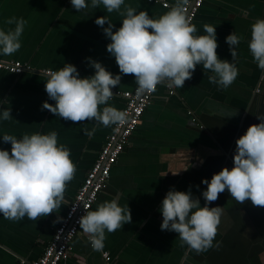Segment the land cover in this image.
<instances>
[{
  "label": "crops",
  "instance_id": "crops-1",
  "mask_svg": "<svg viewBox=\"0 0 264 264\" xmlns=\"http://www.w3.org/2000/svg\"><path fill=\"white\" fill-rule=\"evenodd\" d=\"M167 1L171 6L176 2ZM86 2L89 7L78 12L71 0H0V29L15 28L5 23L10 17L27 21L20 38L21 48L8 56L0 52V61L20 62L25 67L21 74L0 69V110L11 109L13 117L0 119V149L11 151V143L3 142L4 135L19 139L24 134L56 131L58 143L67 146L77 166L75 178L65 193L67 203L57 213L38 221L25 217L18 222L0 214V264H30L43 254L61 222L54 221L64 217L114 129V125H100L90 138L83 130H91L95 121L74 123L42 110L45 101L56 103L45 91L48 79L45 71H58L68 63L77 67L81 78L91 77L95 69L86 59L90 57L114 76L121 74L115 57L107 51L111 40L95 20L106 16L116 31L124 17L115 11L108 13L103 5L92 8L91 0ZM125 6L135 8L137 13L147 11L151 18H159L171 8L144 0H125ZM257 19H264V0H207L200 9L193 23L197 35H206L205 24L216 27L217 54L222 61L233 60L227 36L235 32L240 37L234 60L238 77L223 89L209 82L208 77L214 73L197 65L192 79L186 80L183 88H174L173 93L164 85L158 88L91 209L96 210L101 203L119 195V205H129L131 210V223L114 233L106 232L103 252L110 254L112 264H213L205 257L223 237L225 225L221 223V228L218 227L214 246L197 253L182 243L178 233L161 230L163 217L159 209L169 190L187 192L190 186L203 207L206 203L203 187L207 185L199 172L215 169L220 172L230 160V149L219 141L224 138L219 130L236 128L238 136L247 122L250 126L261 123L258 116H264V72L254 62L248 47ZM136 85L133 75H122L120 85L112 91H132ZM123 103L121 99H113L101 109L111 106L121 110ZM236 112L237 115L230 116ZM245 222L248 225L249 221ZM254 231L261 240L253 248L264 247V223ZM63 264L107 263L102 252L94 251L87 235L81 232L73 240L70 258Z\"/></svg>",
  "mask_w": 264,
  "mask_h": 264
},
{
  "label": "clouds",
  "instance_id": "clouds-1",
  "mask_svg": "<svg viewBox=\"0 0 264 264\" xmlns=\"http://www.w3.org/2000/svg\"><path fill=\"white\" fill-rule=\"evenodd\" d=\"M78 12L87 9L86 0H71ZM190 0H176L170 10L159 18H151L147 11L125 6V0H91V7L100 5L108 13L118 12L123 18L122 26L113 31L115 25L102 16L95 23L103 29L111 42L107 51L115 57L122 75H133L138 96L154 93L158 85L169 89L183 88L185 81L192 79L197 65L214 75L209 82L227 89L238 77L234 63L236 46L240 37L235 32L227 36L232 62L221 60L217 54L216 27L205 24L206 35H197L196 25L186 15ZM124 6L123 11H121ZM15 25L14 29H0V52L8 56L21 48V36L27 21L10 17L5 21ZM108 27H104L105 24ZM258 68L264 72V19H257L252 25L248 45ZM95 69L91 77L81 78L75 65L66 63L58 71H49L45 91L56 103L45 101L42 110L47 109L65 121H95L84 134L90 138L97 127L123 126L127 113L107 105L113 98L112 89L120 85L122 75H113L102 63L86 58ZM0 119H12L11 109L0 110ZM237 115V112L230 116ZM261 123L250 126L236 144L234 166L223 168L214 174L203 191L206 201L202 207L200 199L191 191H168L159 211L162 213V231L178 233L182 243L191 250L201 253L212 248L221 223L222 207H209L219 195L227 190L239 204L251 201L253 206L264 207V116H258ZM3 142L11 143V151L0 149V214L11 221L27 217L38 221L66 204L65 193L68 184L75 178L77 166L71 159L67 146L58 143V133L24 134L22 138L4 135ZM175 175V174H174ZM199 187V186H197ZM119 195L110 202L101 203L96 210H87L78 223L86 234L92 249L103 252L106 232L114 233L132 222L129 205L121 207ZM75 211V208H73ZM58 217L54 223H59Z\"/></svg>",
  "mask_w": 264,
  "mask_h": 264
},
{
  "label": "built area",
  "instance_id": "built-area-1",
  "mask_svg": "<svg viewBox=\"0 0 264 264\" xmlns=\"http://www.w3.org/2000/svg\"><path fill=\"white\" fill-rule=\"evenodd\" d=\"M144 1L161 5L164 8L171 6L167 0ZM205 1L207 0H190L186 15L191 18L192 23H194ZM0 69L14 74H21L25 67L20 62L0 61ZM48 72L45 71V75L48 76ZM160 86H157L154 93L141 96L136 94L137 85L132 91H113L114 95L111 100L121 99L124 101L121 111L127 113L128 119L123 126L119 127V130H116L117 126L114 125L112 134L108 137L107 142L98 154L95 163L87 172L85 180L75 198L69 204L63 220L56 227L51 241L46 246L43 254L30 264H63L70 258L73 240L82 232L78 221L86 214L84 206H87V210H91L94 203L98 200L100 193L110 179L113 166L124 152L133 133L142 123L143 116L147 108L152 104L155 93ZM169 92L173 93L172 89H169ZM73 208H75V211H73ZM87 239L89 241L88 236ZM102 257L107 264H112V259L108 252H102ZM22 263L24 264L25 262Z\"/></svg>",
  "mask_w": 264,
  "mask_h": 264
},
{
  "label": "trees",
  "instance_id": "trees-1",
  "mask_svg": "<svg viewBox=\"0 0 264 264\" xmlns=\"http://www.w3.org/2000/svg\"><path fill=\"white\" fill-rule=\"evenodd\" d=\"M250 123V122H249ZM246 123V126L240 131L237 136V129L227 130L222 128L219 130V134L224 133V138L220 137L219 141L223 143V146L230 149V160L225 167L231 168L234 166V154L237 147V140L243 136L250 124ZM210 129L218 134V131L213 129L211 125ZM212 163H215L213 161ZM219 173V169H215L211 172L202 170L199 175L211 180L214 174ZM207 189V186L203 187ZM209 207H222L221 223L225 225L223 227V237L215 245V247L209 252L207 258L213 264H263L261 255L264 251V247L253 248L255 242L260 241V236L255 233L254 229H258L264 223V207L253 206L251 201H246L244 204H239L225 190L219 195V198L208 205ZM245 215L247 216L245 218ZM249 221L248 225L245 221ZM220 223V225H221ZM220 225L218 226L219 228ZM254 228V229H253ZM200 259H204L201 257Z\"/></svg>",
  "mask_w": 264,
  "mask_h": 264
},
{
  "label": "bare ground",
  "instance_id": "bare-ground-1",
  "mask_svg": "<svg viewBox=\"0 0 264 264\" xmlns=\"http://www.w3.org/2000/svg\"><path fill=\"white\" fill-rule=\"evenodd\" d=\"M98 202V201H97ZM47 245V244H46Z\"/></svg>",
  "mask_w": 264,
  "mask_h": 264
},
{
  "label": "rangeland",
  "instance_id": "rangeland-1",
  "mask_svg": "<svg viewBox=\"0 0 264 264\" xmlns=\"http://www.w3.org/2000/svg\"><path fill=\"white\" fill-rule=\"evenodd\" d=\"M214 241H215V239H214Z\"/></svg>",
  "mask_w": 264,
  "mask_h": 264
}]
</instances>
